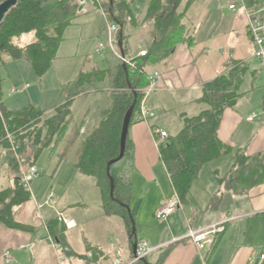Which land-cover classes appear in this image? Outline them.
Masks as SVG:
<instances>
[{"label": "crops", "instance_id": "obj_1", "mask_svg": "<svg viewBox=\"0 0 264 264\" xmlns=\"http://www.w3.org/2000/svg\"><path fill=\"white\" fill-rule=\"evenodd\" d=\"M127 1L136 15L138 25L137 27L129 25L126 28L128 57L139 58L140 52L147 51L154 40L152 19H146L151 0H146L139 8L138 0ZM240 2V0H195L182 21L184 26L182 40L178 43L175 52L165 61L154 62L147 68L150 77L155 73L159 74L158 86L150 93H146L144 98V103L151 110L150 118L146 122H137L135 118L130 127L128 137L131 143V153L128 156V163L132 167L130 176L132 203L136 198H140L139 201L143 207L148 201V206L151 207L149 211H151L152 221H154L157 211L176 197L166 167L160 159L161 142L156 133L163 129L157 126L156 122H160L159 118L161 117H166L167 120L168 117L177 116L179 117L177 121H181L183 128L182 116L195 117L208 108L199 102L203 95V86L230 73L237 65L247 69L244 83L240 89L242 97L233 108H228L224 112L219 138L223 143L230 145L235 150H241L247 155L254 156L264 153V108L262 106L264 75L254 57V45L247 25L248 19L242 11ZM259 2L264 4L261 0ZM233 3L238 4L236 11L229 8ZM92 12L98 11L91 8L87 14ZM82 16L76 20L73 26L80 25L78 21L82 19ZM186 37L191 38L189 45L185 43ZM112 52L114 63L108 68L102 70L95 66L91 70H84L81 73L82 75L83 73L108 71L106 80L93 83L94 88L87 92L90 98L85 100L88 102L99 92H104L105 100L97 103L99 111L109 107L112 102L111 95L107 94V89L97 87L99 84L107 85L109 79L115 75L120 58L117 52L113 50ZM10 61L12 60L7 58L6 65ZM104 61L109 63L107 57L104 58ZM10 93L9 96H11ZM84 97L86 96L76 97L74 103L84 101L82 100ZM81 113L82 111L76 114V117H80ZM156 115L159 117L157 118ZM253 115L255 117L250 121L249 118ZM89 122L90 128L87 124L82 130L83 136L89 134H87V128L91 132L97 127L100 117L97 122L93 118ZM168 135L172 137L170 134ZM80 149L74 159V168ZM59 150L58 153H61L62 148ZM6 157V152L0 146V190L14 187L17 180L16 173L7 165ZM68 159L65 163L68 162ZM58 160V157L51 159V161H55L57 169L65 164L59 167ZM215 162H225L224 165H221L223 176H225L232 167L234 158L227 156ZM161 166L164 167L167 177L162 176ZM214 171L219 172V169ZM164 178L169 180L172 191L164 192L165 188L161 186L163 181H160ZM210 190L209 199H206L207 202L204 205L207 208L211 197L219 191L218 181L217 188ZM31 192L32 199L15 209L14 218L17 223L31 227L33 231L9 229L0 224V264H8L4 258L6 252H10L12 258L9 264H113L118 251L121 250H112L111 245L114 243V237H110L109 232L95 244L86 242L91 246L89 249L88 246L82 250L74 249L71 246L73 243L70 233L77 230L79 225L74 223L73 216H65V212H58L55 200L51 206L46 204L47 197L43 202V196L40 195L37 188L34 192L31 189ZM59 214H63L74 226L71 229L65 227L66 230L62 235L63 242L50 237L47 229V223L58 217ZM230 218L235 219L225 225L220 244L217 248L214 245L209 255H201L191 241L182 240L190 228H201L204 223H207L206 226L216 225ZM183 223L187 230L185 226L183 227ZM166 224L159 232L153 231L154 234L149 233L148 237L142 240L152 247L167 248V246H172L163 264H264V260L260 258L264 250V184L254 189L251 196L235 197L228 193L225 194L219 210L207 214L198 208H192L189 199V204L180 206ZM123 225L126 230L124 222ZM92 248L99 250L95 257L90 256ZM128 250L126 253L123 252L125 260L131 258L130 244ZM162 251L153 254L155 257L152 260L150 258L153 255H151L149 262L155 264ZM99 258L100 260H98Z\"/></svg>", "mask_w": 264, "mask_h": 264}, {"label": "trees", "instance_id": "obj_2", "mask_svg": "<svg viewBox=\"0 0 264 264\" xmlns=\"http://www.w3.org/2000/svg\"><path fill=\"white\" fill-rule=\"evenodd\" d=\"M4 1L0 0V4ZM17 1V5L0 25V71L6 65L7 58L14 62L26 59L35 74L41 78L52 68L60 46L66 40L65 32L84 14L83 8L79 5V0ZM194 2L195 0L150 1L146 19H152L154 40L149 45L147 55L139 58L128 57L126 46L127 26H138L130 3L127 0H113V3L111 0H101V6L94 7L96 11L103 7L106 10V21L118 25V40L120 41L122 33L125 57L134 66L124 64L120 60L112 80L111 105L102 109L99 124L87 136H83L82 130L88 117L85 114L79 120L72 110V105L86 87L92 86L94 82L106 80L108 71L83 73L76 81L65 85L63 91L66 102L55 108L51 114H46L32 104L20 110L8 109L3 103L4 80L0 74V146L7 154L8 167L17 175L14 187L0 190L1 225L9 229L33 231L31 227L17 223L14 218L15 209L32 199V192L19 183L20 164L29 170L47 149L50 159L58 157L60 167L67 161L75 144L81 141V149L75 163L76 171L96 180L101 193V208L107 217H119L124 222L129 235L130 256L134 257V243L140 241L133 235L132 219L136 221L141 202L139 201L140 206L136 204L135 208L132 207L131 177L126 172H118L116 165L111 168V176L115 183L114 197L121 204L112 200L107 166L120 156L121 133L126 113L135 103L132 125L140 111L146 96L145 90L151 82L147 72L148 66L154 62L165 61L175 52L182 40V21ZM244 2L249 8L261 4L259 0ZM26 34H34L35 41L22 47L15 39ZM190 42L191 38L186 37L185 43L189 45ZM124 65L127 66V72ZM246 70L245 67L237 65L230 73L206 83L199 102L208 108L195 117L182 116V130L160 144V159L166 167L180 206L189 204L193 185L199 179L202 169L227 156H233L234 163L223 177L219 176L218 171H214L219 191L211 197L208 210L218 211L227 193L235 197L251 196L254 189L264 184V153L250 156L241 150H235L219 138L224 112L233 108L242 97L240 89ZM262 106L264 108V100ZM8 135L20 146V163L11 152ZM60 148L62 152L58 153ZM130 153L131 143L128 137L124 158ZM41 176L39 175V178ZM47 229L50 237L63 242L62 235L66 229L58 217L47 223ZM223 233L217 239L215 248L220 244ZM171 248L172 246H167L160 249L159 251H163L155 264H163ZM146 263L152 264L149 257L136 264Z\"/></svg>", "mask_w": 264, "mask_h": 264}, {"label": "rangeland", "instance_id": "obj_3", "mask_svg": "<svg viewBox=\"0 0 264 264\" xmlns=\"http://www.w3.org/2000/svg\"><path fill=\"white\" fill-rule=\"evenodd\" d=\"M261 1L264 2V0ZM145 2L146 0H138V8ZM79 22L80 25L67 29L64 35L66 41L61 44L57 59L54 61L52 68L41 78L35 74L30 62L26 59L18 62L10 61L9 64L1 68L0 74L4 80L3 103L8 109L20 110L32 104L37 109L45 111L46 114H51L55 108L60 107L66 102L62 86L76 81L84 70H91L95 66L103 70L114 63L112 60L114 55L110 47L105 49L103 55L96 52L97 46L100 43L106 44L108 40L107 31L110 23L106 22L104 15L101 12L84 14ZM34 41L33 34L15 39V42L19 45L31 44ZM105 57H107L109 63L104 61ZM112 80L113 78L109 79L107 85L99 84L97 87L107 89V94L111 95ZM25 86H28L26 90L9 96L12 89H20ZM92 88L94 87H86L79 95L86 96L84 97L86 99L83 98L82 100L85 101L90 98L87 92L91 91L90 89ZM105 95L104 92H99L88 102L85 101L86 103L84 101L73 103L72 110L75 115L82 111L80 118L78 117L79 120L85 114L88 117L85 126L90 123L89 120L92 118L95 122L98 121L101 111H99L100 108L97 103L104 101ZM156 116L157 118L159 117L158 115ZM178 118L177 116H173L171 118L168 117L166 120V117H161L159 118L160 122H156V125L165 130L170 136H175L182 128L181 121H177ZM88 126L90 128V124ZM88 128L87 134L90 133ZM80 146L81 141H78L70 152L68 162L59 169L55 167L57 166L55 165V161H51L48 150H44L34 165L38 174L42 176L33 180L31 189L34 192L37 188L40 195L43 196V202H45L47 195L53 192L56 197L55 206L57 211L65 212V216H73L74 223L79 225L77 230L70 233L73 243L71 246L74 249H85L89 245L86 242L95 244L109 232L110 237H114V243L111 245L112 250L116 251L119 249L126 253L129 251L128 246L130 242L122 220L105 215L101 208V194L96 180L93 177L77 173L74 168V159ZM28 153L30 155L31 152L29 151ZM128 160V157L124 158L116 164V168L118 171L128 172L131 176L132 167L128 163ZM212 163L202 169L199 179L194 183L189 198L192 208H198L204 214L211 212L206 206L204 207L205 202H207L206 199H209L210 189L217 188V177L214 170L219 169L220 177L224 174L222 173L223 169L221 165H224L225 162ZM161 169L163 171L162 176L167 177L163 166H161ZM24 170L27 169L24 168ZM160 181H163L161 182V186L165 188L164 192L172 191L167 178L160 179ZM160 193L162 194V192ZM139 200L140 198L135 199L132 203L133 208L136 207V204H139ZM150 209L151 207L148 206V201H146L143 207H139L136 216L137 238L140 242L145 240L149 233L154 234L153 231L159 232L160 229H163L167 225L166 223L159 222L156 217L152 221ZM206 225L207 223H204L202 227ZM184 226L185 223H183ZM185 228L187 230L186 226ZM97 253H99L98 248H92L90 256L95 257ZM154 257L153 255L150 260Z\"/></svg>", "mask_w": 264, "mask_h": 264}, {"label": "built area", "instance_id": "obj_4", "mask_svg": "<svg viewBox=\"0 0 264 264\" xmlns=\"http://www.w3.org/2000/svg\"><path fill=\"white\" fill-rule=\"evenodd\" d=\"M240 5L242 6V11L245 13L248 19V31L251 36V39L253 41L254 45V57L256 58L261 73L264 75V4H260L257 7L249 8L244 0H240ZM79 5L83 8L82 12L88 13L91 8L98 7V5L101 4V0H79ZM101 6V5H100ZM230 10L236 11L238 8V4L233 3L230 5ZM98 12H101L104 17L106 16V10L101 7ZM108 28V40L107 43H100L97 48L96 52L98 54H103L105 49L107 47H110L113 51L118 53V56L120 60L124 64H129L132 67L134 66L126 57H122L120 50H119V40H118V25L111 23L109 24ZM147 55V51H141L139 56L145 57ZM158 78L159 74L155 73L154 76L151 77L150 86L147 89L146 93H150L151 91L155 90L158 86ZM28 88V86H25L20 89H12L11 95L15 93H19L21 91H24ZM151 116V110L150 108L144 103V100L142 102L141 108L139 113L136 116L137 122H146ZM255 115L249 118L250 121L254 119ZM156 136L158 137L159 141L164 143L169 138V135L166 131L160 130L156 133ZM8 140L10 142V149L13 153L16 160L20 163V156H19V149L20 146L15 143L12 140V137L8 135ZM1 166V161H0ZM21 177L19 180V183L21 186H23L26 190L31 191V184L34 179L39 178L38 171L35 167L30 168L29 170H24V168L21 166ZM55 200V195L53 192H50L47 196L46 204L52 205ZM180 207V202L178 197L176 196L173 200L169 201L166 205H164L162 208H160L156 213V218L161 223H167L169 219L176 213L177 209ZM59 221L67 228L71 229L74 226L72 225V222L68 220L66 217H64L63 214L58 215ZM235 218L227 219L223 222H220L216 225H210L206 227L201 228H190L188 234L186 237H184L182 240H189L191 241L195 246L198 252L202 255H209L211 254L212 248L214 247L218 236L224 231L225 225ZM59 247V245H56ZM163 247H152L147 242H139L137 246V255L133 258H130L129 260H125L123 257V252L118 251L117 256L113 264H136L151 255L157 253L160 249ZM5 261L9 264L12 261V258L10 256V252H6L4 255ZM261 260H264V250L261 255Z\"/></svg>", "mask_w": 264, "mask_h": 264}, {"label": "water", "instance_id": "obj_5", "mask_svg": "<svg viewBox=\"0 0 264 264\" xmlns=\"http://www.w3.org/2000/svg\"><path fill=\"white\" fill-rule=\"evenodd\" d=\"M17 2H18L17 0H5L4 2H2L0 4V25L2 24L5 16L11 11V9H13L17 5ZM111 3H113V0H111ZM118 45H119V50H120L121 56L125 57L124 50H123L122 33H121V38H120ZM124 68H125V71L127 72L128 69H127L126 65H124ZM135 96L137 97L136 94H135ZM135 106L136 105L134 103V105H132V107L126 113L124 121H123V127H122V133H121L120 156L117 159L109 162L108 166H107V175L109 176L110 183H111L110 195H111L112 200L118 204H121V203L117 199H115V197H114L115 183H114L113 177L111 176V168L113 165H116L117 163L121 162L125 157L127 140H128V136H129L131 122H132L134 112H135ZM132 223H133V235L137 239L136 222L133 219H132ZM137 246H138V242L136 241L134 243V246H133L134 256L137 255ZM146 264H148V263H146Z\"/></svg>", "mask_w": 264, "mask_h": 264}]
</instances>
